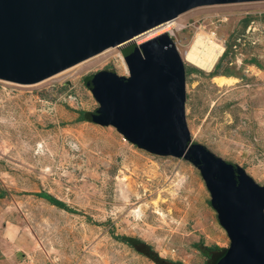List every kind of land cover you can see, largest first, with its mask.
Segmentation results:
<instances>
[{"label": "rangeland", "instance_id": "1", "mask_svg": "<svg viewBox=\"0 0 264 264\" xmlns=\"http://www.w3.org/2000/svg\"><path fill=\"white\" fill-rule=\"evenodd\" d=\"M179 17L184 27L172 38L182 58L198 31L210 33L228 51L217 63L220 75L233 80L220 85L211 75L216 66L205 72L184 60L193 139L264 185V1L202 6ZM166 31L116 46L93 69L40 85L0 79V247L13 251L0 252L3 264H155L122 235L183 264H207L195 247L201 241L230 247L191 162L140 149L114 126L79 120L81 111L99 107L91 75L128 76L125 51Z\"/></svg>", "mask_w": 264, "mask_h": 264}, {"label": "water", "instance_id": "2", "mask_svg": "<svg viewBox=\"0 0 264 264\" xmlns=\"http://www.w3.org/2000/svg\"><path fill=\"white\" fill-rule=\"evenodd\" d=\"M255 1L264 0H0V79L40 83L192 9ZM124 59L128 76L92 75L93 121L147 152L191 162L231 240L217 264H264V185L193 139L186 63L174 39L161 34Z\"/></svg>", "mask_w": 264, "mask_h": 264}, {"label": "bare ground", "instance_id": "3", "mask_svg": "<svg viewBox=\"0 0 264 264\" xmlns=\"http://www.w3.org/2000/svg\"><path fill=\"white\" fill-rule=\"evenodd\" d=\"M180 18L181 17H178L174 20L168 21L167 23L162 24L159 27L150 30L149 32H146L145 34H143L141 36L139 35L138 37L134 38L133 40H137L138 38H141L142 36H145L146 34H149V33H151V35H154V34H152L154 32H155V34H158L164 29L165 30H172L173 29L174 31L180 30L184 27V25L180 22ZM117 48L118 47L109 48V49L105 50L104 52H102V53H100L94 57H91V58L69 68L68 70H64V71H62V72H60V73H58V74H56L50 78L38 83V84L32 85V86L40 85V84L46 83L48 81H51L53 79H56L58 77H61L62 75H64L65 73H67L68 71H71L73 69H79V70L89 69L90 70L92 67L98 65V63H102L104 61V59H106L108 57V55H111L112 53L116 52ZM224 52H225V46L223 43H221L219 41V39L217 40V38L210 33L198 31L195 34L191 45L183 54V58L189 64H191L192 66H194L200 70H203L205 72H212L214 70L215 66L217 65L218 61L220 60V58L223 56ZM118 57L125 67L123 57L120 54H118ZM214 79L220 85H224V84H227V83H230L233 81L232 79H230L226 76H221V75L215 76Z\"/></svg>", "mask_w": 264, "mask_h": 264}, {"label": "trees", "instance_id": "4", "mask_svg": "<svg viewBox=\"0 0 264 264\" xmlns=\"http://www.w3.org/2000/svg\"><path fill=\"white\" fill-rule=\"evenodd\" d=\"M131 46V49H134L136 47V44H133ZM127 50L125 51L124 55L130 51L129 49ZM227 52L228 51H226L225 53L227 54ZM220 74L224 75L223 73L219 72V64H217L215 70L211 73V75L215 76ZM88 78H90V75L86 79ZM79 120L94 122L93 111H81ZM4 194L5 193L1 194L0 196L2 197ZM36 195L46 199L48 202L59 208L74 212V210L70 208L64 201L56 198L54 195L48 192L36 193ZM117 238L132 247L138 253L150 258L155 264H183L180 261H174L169 258L161 257L151 244L147 243L139 237L122 235ZM195 247L201 252L204 257H206L207 264H217L218 261L225 255L228 250V247H223L216 244L206 245L203 241L196 243Z\"/></svg>", "mask_w": 264, "mask_h": 264}, {"label": "crops", "instance_id": "5", "mask_svg": "<svg viewBox=\"0 0 264 264\" xmlns=\"http://www.w3.org/2000/svg\"><path fill=\"white\" fill-rule=\"evenodd\" d=\"M0 246H1V245H0ZM17 250H22V249H17ZM0 252H2L3 255H9V254H11L13 251H11L10 248H9V250H8V249H7V250H4V249H1V247H0ZM12 254H13V253H12ZM3 263H5V261L3 262V260L0 259V264H3Z\"/></svg>", "mask_w": 264, "mask_h": 264}, {"label": "built area", "instance_id": "6", "mask_svg": "<svg viewBox=\"0 0 264 264\" xmlns=\"http://www.w3.org/2000/svg\"><path fill=\"white\" fill-rule=\"evenodd\" d=\"M166 33H168L170 35V37L175 36V31L173 29L172 30H167Z\"/></svg>", "mask_w": 264, "mask_h": 264}]
</instances>
